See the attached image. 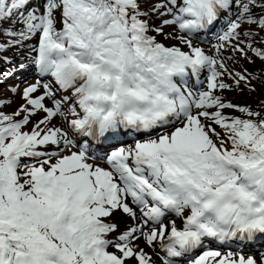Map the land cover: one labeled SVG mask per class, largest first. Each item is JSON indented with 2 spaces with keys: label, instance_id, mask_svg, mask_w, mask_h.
I'll use <instances>...</instances> for the list:
<instances>
[{
  "label": "snow or ice",
  "instance_id": "1",
  "mask_svg": "<svg viewBox=\"0 0 264 264\" xmlns=\"http://www.w3.org/2000/svg\"><path fill=\"white\" fill-rule=\"evenodd\" d=\"M0 264H264V0H0Z\"/></svg>",
  "mask_w": 264,
  "mask_h": 264
},
{
  "label": "rangeland",
  "instance_id": "2",
  "mask_svg": "<svg viewBox=\"0 0 264 264\" xmlns=\"http://www.w3.org/2000/svg\"><path fill=\"white\" fill-rule=\"evenodd\" d=\"M228 95H229L230 97H235V96H236L235 93H229Z\"/></svg>",
  "mask_w": 264,
  "mask_h": 264
}]
</instances>
